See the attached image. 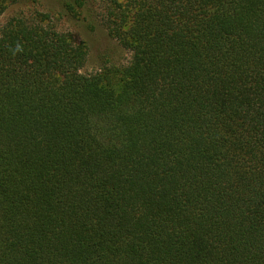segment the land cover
<instances>
[{
    "label": "trees",
    "instance_id": "1",
    "mask_svg": "<svg viewBox=\"0 0 264 264\" xmlns=\"http://www.w3.org/2000/svg\"><path fill=\"white\" fill-rule=\"evenodd\" d=\"M102 2L128 59L92 73L48 14L0 28V264H264V0Z\"/></svg>",
    "mask_w": 264,
    "mask_h": 264
},
{
    "label": "rangeland",
    "instance_id": "2",
    "mask_svg": "<svg viewBox=\"0 0 264 264\" xmlns=\"http://www.w3.org/2000/svg\"><path fill=\"white\" fill-rule=\"evenodd\" d=\"M75 0H15L0 16L1 26L13 16L32 17L48 14L50 25L58 31L69 32L77 43L88 49L84 73L96 71L102 64H124L128 54L112 40L101 25L102 0H86L82 7Z\"/></svg>",
    "mask_w": 264,
    "mask_h": 264
}]
</instances>
